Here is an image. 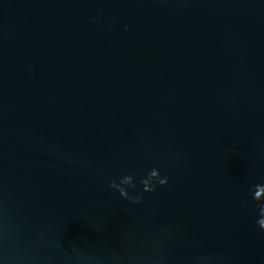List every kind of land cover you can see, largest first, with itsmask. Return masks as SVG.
<instances>
[{
	"label": "water",
	"instance_id": "1",
	"mask_svg": "<svg viewBox=\"0 0 264 264\" xmlns=\"http://www.w3.org/2000/svg\"><path fill=\"white\" fill-rule=\"evenodd\" d=\"M256 185L264 0H0V264H264Z\"/></svg>",
	"mask_w": 264,
	"mask_h": 264
},
{
	"label": "clouds",
	"instance_id": "2",
	"mask_svg": "<svg viewBox=\"0 0 264 264\" xmlns=\"http://www.w3.org/2000/svg\"><path fill=\"white\" fill-rule=\"evenodd\" d=\"M159 177H160L159 172L157 170L153 169L146 179H142L141 180V183L143 185V191L144 192H148V193H151V192L155 191L154 184H151V181H152L153 178H158V183H159L160 186L166 185L167 184V179H161ZM132 181H133V177L132 176H125L122 179V182L129 183L134 188L135 185H134V183H132ZM110 187L111 188H116L117 187V184L115 182H112L110 184ZM255 188L257 189V191L254 193L253 199L256 202H258V204H259V215L261 217L257 221V223H258L259 228L261 230H264V203H260L262 201L258 199V197L261 194H264V185H256ZM120 194L122 196H125L127 198V193L126 192L121 191ZM130 199H131V201L133 203H139L140 200L142 199V197L137 196L135 198H130Z\"/></svg>",
	"mask_w": 264,
	"mask_h": 264
}]
</instances>
